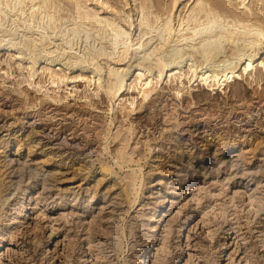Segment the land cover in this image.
<instances>
[{"label":"rangeland","instance_id":"374dc122","mask_svg":"<svg viewBox=\"0 0 264 264\" xmlns=\"http://www.w3.org/2000/svg\"><path fill=\"white\" fill-rule=\"evenodd\" d=\"M142 1L46 0L57 28L40 13L29 29L30 5L0 4V264H138L147 249L145 264H264V66L210 89L189 82L186 54L182 83L157 67L139 79V55L179 47L155 51L161 27L145 17L159 12ZM221 1L229 19H264V0ZM173 2L160 19L178 27L197 0ZM38 28L47 41L29 49ZM245 43L223 42L212 63L237 61L254 48ZM111 70L130 73L121 96ZM46 201L55 209L43 211Z\"/></svg>","mask_w":264,"mask_h":264},{"label":"bare ground","instance_id":"6f19581e","mask_svg":"<svg viewBox=\"0 0 264 264\" xmlns=\"http://www.w3.org/2000/svg\"><path fill=\"white\" fill-rule=\"evenodd\" d=\"M12 1H15V2L12 3L10 2V0H0V4H6V6L10 7L12 10L14 9L16 10V8L19 6L17 9L21 10V12L25 14L24 13L25 8L23 7L24 2L27 5L28 3H26L25 0H12ZM30 1L32 3L31 5L29 3L30 5V9H29L30 11L28 13L29 21L27 20L24 21L27 24L26 27H28L29 29L33 21L38 19L41 13L43 16H47L49 20L51 21V24H49L50 28H57V26L54 25V20H53L55 18L54 14L53 13L51 14V12L46 9L47 8L46 0H41V1L30 0ZM173 1H174L173 5L175 6L179 0H173ZM146 3H147V0H143L141 2V5H146ZM152 5L156 6V10L159 13L156 14V16H154V18H151V19L148 18V16H146L145 26H147V28L148 26L149 28H154V29L156 28L155 29L156 31H158V29H160L161 27L160 31L157 33V35L155 34V36H159V38L163 39L158 42V44L155 47V51H157L158 49L167 50V48L171 45L179 46V47L168 49L167 54H166V56L167 55L169 56L168 58L163 57L162 59V57L160 56L158 57L159 55L158 52L152 56V53H150L149 51H148L149 52L148 54L144 53L142 55H139L137 58V63L135 64V67L139 71L137 73V76L139 77V79L142 78V75L145 74L146 70L152 71L154 68L157 67L158 70L161 72L160 75H162L163 72L167 69L166 72L167 71L170 72L169 74L170 76H168L169 78L171 77L170 80L174 78L176 79V77L177 78L179 77L181 78V83H182L183 82L182 78L187 75V72L186 73L185 71L183 72L182 68H180L181 67L180 63H182L186 59L184 57L186 54H189L187 56L193 57L191 59L194 60L191 63V66L189 68L190 70L193 71V75L190 78L189 82H192V80L196 81L200 78V80L203 81L202 83L204 84L207 83V85H209L210 89L215 88L216 84H219L220 86L223 84H226L229 86L231 85L230 82L238 81L239 77H241L242 75L241 72L251 73L255 68L261 69L262 66H264V58L262 60L259 59L261 58L259 54H261V50L264 49V45H263L264 44V19L260 17L259 15L252 16L251 14L243 10V12L235 14V19H229L230 14L233 13L234 11L227 3H224L221 0H197V6L193 7L187 16H180L179 21H178L179 25L178 27H175L172 23L171 18L168 15L160 19V17L162 16L161 14L168 12L165 10L166 9L165 6H163V0H153ZM5 11L6 10L3 7L0 8V13H4ZM43 12H45V14H43ZM16 17L18 19V16ZM1 20H2V17L0 14V21ZM0 23L2 26V21ZM22 26H25V25H22ZM99 28L103 30L105 36L109 38L110 42H112L113 44L112 46L120 43L119 42V35L121 34L120 31H117V33H114L113 31H111L112 28L111 29L107 28L106 25L103 23L99 24ZM36 30H38L39 33L33 36L29 41H27V43L25 42V45L28 44L27 48L29 46V49L33 47V50H34V48H37L36 46L44 45L45 40L47 41L48 31L47 30L41 31L39 30V28ZM72 32L75 36H79L81 34V30L78 28L76 24L72 28ZM142 32H143L142 35L149 33V31L146 28H143ZM35 33L33 31V34ZM63 34L65 35L66 33L63 32ZM159 38L157 39L159 40ZM141 39L142 37L140 38V40ZM240 40L247 42L245 43V45L254 47L253 50L249 52H239L237 55L238 60L235 62H232V61L227 62L229 61L228 58L223 59L224 61L227 62L226 64L222 63L223 67H220L222 65L220 62L212 63L215 61V60L213 61V58L216 57L221 52V49L219 48L223 42L226 41L227 44L233 45V44H238ZM172 41H177V44L170 43ZM144 44L145 42L140 43L136 48H141L142 45ZM3 45H7L6 49H10V47L13 46L14 43H9V44L4 43L2 44V46ZM132 46L133 45L131 43V45L124 46V48L122 47L123 49L121 50V52H123L127 56L128 54H130V49H133ZM240 47L238 46V48ZM243 48H246V47L243 46ZM103 53L107 54V52H97L92 55V59L95 60L97 57H99ZM256 62H258L257 66H255ZM242 63L244 64L243 71L238 72L239 70L237 68L239 66L241 67ZM110 73L113 79V83L110 86V92L112 93L113 96H121L128 87V80H129L130 73L129 71L118 72V70H111ZM57 74L58 73L56 72V75ZM56 75L54 76L56 77ZM51 77L53 78V75ZM54 81L56 82L55 79ZM149 82L148 80H146L145 83L150 84ZM143 89H144V94H145L144 96L147 97L149 93L154 89V86H146V87H143ZM158 99H163V95L161 93H156L152 95V97H150L149 99V102H153ZM216 154L217 153L215 152L213 158H216ZM189 161L190 160H188V162ZM203 161H202L201 166H204ZM175 167L176 169L180 168L178 165H176ZM197 184H198V181H195L194 184L191 185V187L193 186L197 187L196 186ZM171 201L173 202V199ZM37 203L38 202H36V204ZM65 204H67V202L64 203V206H66ZM55 207H56L55 203L46 201L43 204V211L48 210V209L53 210L55 209ZM162 213L163 215H166L165 212H162ZM148 252H149L148 249L144 250L143 257H141L138 264L146 263L145 257H147Z\"/></svg>","mask_w":264,"mask_h":264}]
</instances>
